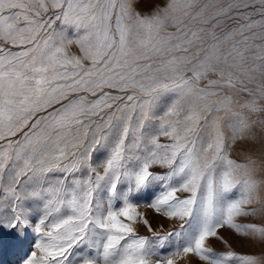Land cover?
<instances>
[{"label": "snow or ice", "instance_id": "snow-or-ice-1", "mask_svg": "<svg viewBox=\"0 0 264 264\" xmlns=\"http://www.w3.org/2000/svg\"><path fill=\"white\" fill-rule=\"evenodd\" d=\"M0 264H264V0H0Z\"/></svg>", "mask_w": 264, "mask_h": 264}, {"label": "rangeland", "instance_id": "rangeland-1", "mask_svg": "<svg viewBox=\"0 0 264 264\" xmlns=\"http://www.w3.org/2000/svg\"><path fill=\"white\" fill-rule=\"evenodd\" d=\"M154 2L163 4L166 0H154ZM221 234L226 240L231 244L232 250L238 254H256L259 255L262 251L261 245L259 243L252 242L245 239L231 230H222ZM213 247L217 251H225L226 247L221 241H214Z\"/></svg>", "mask_w": 264, "mask_h": 264}]
</instances>
